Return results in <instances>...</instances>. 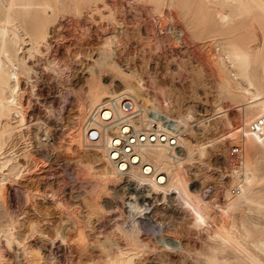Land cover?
Wrapping results in <instances>:
<instances>
[{"label":"bare ground","instance_id":"1","mask_svg":"<svg viewBox=\"0 0 264 264\" xmlns=\"http://www.w3.org/2000/svg\"><path fill=\"white\" fill-rule=\"evenodd\" d=\"M84 1L8 0L5 5V17L0 23L1 196L5 181L11 176L18 177L23 167L17 157L31 160L26 148L21 155L7 148L27 127V113L21 100L22 79L30 80L34 68L27 64L26 55L33 57L37 52L44 56L42 47L49 50L50 25L55 22L57 14L75 10ZM141 1L150 2L149 10L160 14L167 7V16L171 20L167 21L170 25L167 33L163 28L155 29V24H152L149 40L153 37L161 46L175 42L182 48L199 50L205 46L213 51L211 55L210 52L201 55L204 51H199L200 54L193 51V55L179 56L175 59L177 66L169 74L173 78L191 77L195 96L197 87L203 85L205 79H212L221 99L242 104L239 108L243 114L241 125L233 127L227 112L228 105L222 104V100L210 109L203 107L199 111L200 116L195 118L196 109L191 104H184L182 93L173 100L174 92L159 85L152 72L147 69L142 73L130 69L126 72L117 68L113 63L112 45L121 44L122 39L113 32L105 38L99 56L88 65L90 76L86 77L84 84L70 89L77 97L80 112L73 122V128L76 126L77 129L72 142L83 150L94 151L92 159L84 164L89 184H81L83 196H78L84 206L95 212V220L91 217L83 219L80 204L58 198L60 192L57 189L49 187L46 194L61 209L60 223H69L66 228L75 231L74 238L80 244L87 242V229L92 231L95 241L92 246L100 250L102 260H94L91 264H135L151 249L142 238L143 232L151 230V227L155 230L154 223H159L156 226L166 222L174 224L175 217L178 220L189 218L190 226L208 234L207 242L206 239L201 240L199 247L190 248L180 241L176 250L169 248L183 256L185 253L192 255L194 264H264V0ZM174 12L178 19H174ZM159 22L162 23L161 20ZM25 42H29L30 47L27 54L21 56ZM109 71L121 79L116 88L101 79ZM66 76L72 78V70ZM147 86L153 89L154 96L150 93L152 96L146 97ZM121 95H127L134 101L140 119L145 117L149 106L163 108L167 115L175 117L185 128L187 126V134H190L191 120L195 119L201 126V136L183 138L181 148L162 142L144 144L139 147L137 155L129 158L130 164L123 163L119 168L118 164L110 161L107 149L115 129H111L112 134L104 132L102 141L91 147L85 146L83 141L91 114ZM115 127L120 128L119 124ZM219 130L224 132L219 133ZM210 132L215 135L209 136ZM227 139L230 143L240 142L242 149H238L235 157H230L228 152L225 153L227 150H223L224 160L231 163L228 167L230 173L224 174L213 171L207 159L209 150H219ZM195 164L197 169L192 172L191 167ZM159 174L162 175L158 178ZM193 176L199 183L196 187L191 183ZM96 222L98 224H94ZM31 228L34 229L33 224ZM171 228L174 234L182 233V229L180 233L179 228L172 225ZM12 230L13 225L8 224L0 231V242L5 248L12 249L15 244ZM21 246L24 259L29 264L43 263L44 257L39 250L25 244ZM54 258L51 256L50 260Z\"/></svg>","mask_w":264,"mask_h":264},{"label":"rangeland","instance_id":"2","mask_svg":"<svg viewBox=\"0 0 264 264\" xmlns=\"http://www.w3.org/2000/svg\"><path fill=\"white\" fill-rule=\"evenodd\" d=\"M6 4H8V0H0V23L5 17ZM149 7L150 2H140V0L138 3L133 0H86L79 3L75 10L61 11L57 14L55 22L52 26L50 25L49 50L46 51L42 47L44 56L37 52H34L33 57L26 55L27 64L29 63L34 68L30 80L22 79L23 98L21 100L27 113V127L25 126L24 131L21 132L22 135L15 137L13 143L11 142L7 148L10 151L11 149L14 150L18 155H21L20 153L26 148L31 160L28 161L17 155V161L23 167L18 177L11 176L5 181L3 196L0 195V231L6 225L12 224V231L16 240L15 244L13 243V248L11 247L12 249L5 248L0 242V264H27L21 246L23 244L41 252L44 257L42 264H91L94 260H102L100 250L97 251L98 249L92 246L95 242L92 231L87 229V242L80 244L74 238L76 237L75 231L66 228L65 225L69 226V223H60L61 209L55 205L54 200L46 192H49L50 188L57 189L58 193L60 192L58 198H65L71 204H80L79 210H81L83 219L84 217L85 219L91 217V220H95V212L92 213L90 209L84 206L81 201L82 198L79 199L78 196L80 194L83 196V186L89 181L84 164L92 159L93 155L91 154L94 151L83 150L78 144L72 142L77 129L76 126L73 128V122L80 112L77 97L75 93L70 92V89L71 87L77 89L82 86L86 77L90 76L87 70L88 65H91L99 56L105 38L111 33L119 34L122 39L121 44L112 45L114 49L113 63L116 67L118 66L117 68L126 72L129 69L138 73H142L144 69L152 72L155 74L159 85L169 92H174L172 94L173 100L177 98L178 93H182L185 97L184 104H191L194 110L196 109L195 118L200 116V109L203 107L210 109L222 100V104L228 105L227 112L233 127L241 125L243 114L239 108L242 107L240 106L242 104L234 103L229 99H221L216 92V83L212 79H205L203 85L197 87L195 96L191 89V85H193L191 77L173 78L169 74V71L177 66L175 59L177 60L179 56L186 53L193 55L196 52L200 54L202 51L204 52L201 55L204 53L208 55L209 52L211 55L213 51L211 52L205 46L202 47L203 50L195 48L197 51L185 47L187 51L175 42H173L175 44L161 46L158 42L156 43V39L154 40L153 37H151L152 40L151 38L149 40L148 35L152 33H149L152 24H155L154 27L157 30L163 28L164 33L170 32V25L167 22L170 20L167 16L168 10L166 9L168 8L164 7L165 14H160L158 11L149 10ZM111 16H114L116 20ZM174 19H178L176 15ZM160 20L162 23L159 22ZM22 46L25 48L21 56L24 53L27 54L30 44L25 42ZM69 67L71 68L69 71L72 70L74 74L72 78L66 76L69 73ZM101 79L104 83H111L115 88L121 84V79L111 71L103 74ZM147 87L146 97L152 96L154 94L153 89ZM189 126L188 139H194V137L196 139L201 136V126L195 119L191 120ZM223 130L226 131V129ZM213 135L215 133L210 132L209 136ZM221 147L218 148L219 150L217 148L215 151L209 150L207 162L211 164L213 171L228 174L230 173L228 167H231V163L229 164L230 161L224 160L223 150H227L225 153L228 152L230 157H235L238 154H234V150L241 148L240 142L230 143L227 139L225 145L223 144ZM191 168L193 169L192 172L195 171L197 164ZM70 173H73L74 177L77 178L74 182L70 181ZM189 174L193 175L190 171ZM194 178L195 176L191 179V183L196 187L199 183ZM226 179L228 180L229 176ZM75 196L78 197L75 198ZM173 221L174 224H180L175 226L171 222L174 228H179V232L182 229L181 236L171 232L170 223L166 222L160 226H156L159 223H154L155 230H152L151 227L152 231H145L142 235L143 240L148 242L151 249H148L137 259L135 264H194L192 255L188 256L185 253L183 256L179 251L172 252V250L178 248L180 241L184 245H189L190 248L199 247L205 239L207 242L208 234L202 229L199 230L190 226L189 218H179L178 220V217H175ZM104 223L109 224L107 221ZM32 224L34 229L31 228ZM155 231L158 232L155 233ZM60 237H63L64 240L62 241ZM201 240L203 241L201 242ZM171 247L173 249L169 250ZM51 256L55 257L53 261L50 260Z\"/></svg>","mask_w":264,"mask_h":264},{"label":"built area","instance_id":"3","mask_svg":"<svg viewBox=\"0 0 264 264\" xmlns=\"http://www.w3.org/2000/svg\"><path fill=\"white\" fill-rule=\"evenodd\" d=\"M116 124H119L120 128L116 129ZM111 129H115V134L111 133ZM186 129L187 127L180 124L175 117L152 106L146 109L145 117L140 119L134 101L127 95H121L91 114L83 143L91 147L102 141L104 132L111 133L112 138L107 144L109 159L120 168L121 164H128L129 158L137 155L139 147L144 144L162 142L181 148L182 139L189 135ZM238 149L234 152L238 153ZM70 175V181L74 182V174ZM161 175L159 174L158 178Z\"/></svg>","mask_w":264,"mask_h":264}]
</instances>
